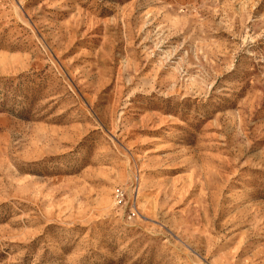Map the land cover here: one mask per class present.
<instances>
[{
  "label": "rangeland",
  "instance_id": "rangeland-1",
  "mask_svg": "<svg viewBox=\"0 0 264 264\" xmlns=\"http://www.w3.org/2000/svg\"><path fill=\"white\" fill-rule=\"evenodd\" d=\"M0 264H264V0H0Z\"/></svg>",
  "mask_w": 264,
  "mask_h": 264
}]
</instances>
